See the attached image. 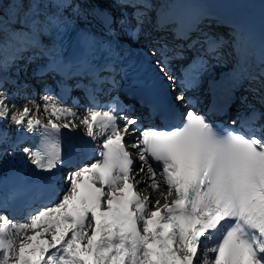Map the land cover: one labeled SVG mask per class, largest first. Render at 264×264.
I'll return each mask as SVG.
<instances>
[{
	"label": "snow or ice",
	"instance_id": "1",
	"mask_svg": "<svg viewBox=\"0 0 264 264\" xmlns=\"http://www.w3.org/2000/svg\"><path fill=\"white\" fill-rule=\"evenodd\" d=\"M116 3L121 18L105 16L106 25L111 30L118 24L138 39L151 0ZM67 8L77 15L85 10L73 0H0V25L27 27L26 39L49 59L36 75L56 71L62 76L61 101L72 90L69 79L88 78L74 85L84 90L88 101L80 114L57 101L49 85L43 87L41 105L29 97L30 85L0 74V144L16 147L28 134L36 141L21 149L34 165L33 175L0 198V209L7 210L19 198L28 208L21 220L15 213L10 217L0 212V264H264V124L259 123L264 119V70L247 77L245 89L261 108L241 96L240 104L248 111L229 125L208 119L196 110L193 97L185 98L196 83L193 72L180 81L175 97L187 106L179 124L164 123L174 117V105L163 100L148 102L145 118L130 116L131 106L111 96L119 85L114 65L121 53L110 52L114 59L97 66L89 53L66 63L56 41L50 48L41 46V34L58 41L63 37L70 24L63 16ZM127 8L132 9L130 16L123 15ZM92 10L104 14L98 5ZM176 37L189 41L188 47L201 45L197 73L223 55L222 39L210 32L181 26ZM82 40L90 42L86 35ZM182 48L170 46L164 37L153 41L155 69L170 82L175 81L171 63L183 58ZM16 58L0 59V73ZM8 84L16 90L9 92ZM100 95H109V101L102 103ZM18 97L34 108L28 103L17 107ZM41 107L47 123L37 116ZM157 119L161 126L144 122ZM13 126L15 139L9 132ZM80 126L84 132L77 138L88 162L61 177L59 169L71 164V148L67 154L62 148L63 130ZM61 181L66 187H58ZM37 201L39 206L32 207Z\"/></svg>",
	"mask_w": 264,
	"mask_h": 264
},
{
	"label": "bare ground",
	"instance_id": "2",
	"mask_svg": "<svg viewBox=\"0 0 264 264\" xmlns=\"http://www.w3.org/2000/svg\"><path fill=\"white\" fill-rule=\"evenodd\" d=\"M153 2H155V1L153 0ZM130 10H132V9L130 8ZM10 11H12L11 8H10ZM129 16H130V14H129ZM132 21H133V20H132ZM10 27H11V29H12L13 31L15 30V27H18V28L20 29V31L23 33L22 35H18V36H17L18 39H20L21 37L24 36V34H27V33L30 31L27 27H24V28L21 29V26H20L18 23H16V22H13L12 24H11V23H10V24H7V28L10 29ZM145 28L147 29V33H148V35H149V39L147 40V42H151L152 40L154 41V39H156L157 37H164L165 39H168V40H169L168 43H169L170 46H171L172 44H175V43L172 41V34H170V33H169L167 30H165V29H158V28H156V24L153 23V21H152V17H151V16H150V19L147 20ZM124 33H125V36L128 37L129 39H131L133 43L138 44V45L146 44V43H140V42H139V41H140V37H139L138 39H134V38H133L132 36H130L125 30H124ZM210 33H212V34H214L215 36L219 37L220 34H221V31H220V30L212 29V30L210 31ZM196 35H200V33L197 32ZM188 44H189V41H183V45H182V46H183V48L186 47V49H183V50H182L183 53H186L187 51H188V52H191V50L193 49V47H188V46H187ZM227 48H228L227 43L224 42V43H223V48H222V53L225 52V50H226ZM23 50H24V52L27 53L28 55H29V54H33V55H34V54H37V53H38L37 49L34 48V47H32L31 43H30V44H26L25 42H23ZM176 60H177V59L173 60L172 63L175 61L176 64H178V61H176ZM223 60L229 61V57H228V55H225V54H224V55H222L219 59H216V62L214 63V65H211V66H210V67H211V73H213L214 71L218 73L217 68H220V69L223 68V65H222ZM210 61H211V60H210ZM217 61H219V62H217ZM233 62H234V61H233ZM24 68H26V66H25ZM19 69H21V67H17V70H19ZM28 71H29V69H28ZM243 87H244V85L242 86V88H243ZM27 90L29 91V93H33V90H32L31 88H28ZM247 96H248V99L255 100V99H253V95H252V93H249V92H248ZM29 97H30L31 99H34V100L36 101V103H39V104H41V105L43 104V101L40 100L37 96L29 95ZM53 97L55 98L54 95H53ZM55 99H56V98H55ZM22 100H23L22 97H18V98L16 99L17 107L22 108V106H23V102H22ZM56 100H57V99H56ZM57 101H58V100H57ZM239 102H240V100H238L236 104L238 105ZM255 102H256V100H255ZM237 105H233V109H234L235 107H237ZM28 106H29L30 108H34V105H33L32 103H28ZM12 111H15V109H12ZM37 115H40V116H43V115H44V111H43V108H42V107H41L40 112L37 113ZM12 159H13V157H8V158H7V161H8V160H12ZM13 160H15V159H13ZM3 162H4V161H3ZM150 192H151V190L149 189V192H148V193H144V194H149Z\"/></svg>",
	"mask_w": 264,
	"mask_h": 264
},
{
	"label": "rangeland",
	"instance_id": "3",
	"mask_svg": "<svg viewBox=\"0 0 264 264\" xmlns=\"http://www.w3.org/2000/svg\"><path fill=\"white\" fill-rule=\"evenodd\" d=\"M5 3H7V0H5ZM7 9H10V8H7ZM6 10V9H5ZM11 13V12H10ZM0 19H3L2 17H0ZM5 27H7V24H5ZM11 31H12V29H11ZM13 49V48H12ZM12 49H10V51H9V54H16L17 52H13V51H11ZM223 54H225V55H228V57H229V59L231 58L229 55H231V50H230V46L228 45V48L225 50V52H223ZM230 60H233V58L232 59H230ZM16 61H18V59L16 60L15 59V62ZM14 62V61H13ZM223 65V67H226L224 64H222ZM17 67H19V66H17V64L15 63H11V65L6 69L7 71H8V73L10 74H13V72H10V70H12V69H17ZM28 69H29V67H28ZM27 69V70H28ZM219 69L220 68H217V71H219ZM31 72V71H30ZM25 73H29V71H24V73L23 74H25ZM6 87H7V89H8V91L9 92H13V91H15L16 89H15V87L13 86V85H10V84H8V85H6ZM41 96H42V94L41 95H39V99L41 100ZM22 102H23V105L25 104V103H28L26 100H22ZM40 119H42V120H44V121H47L48 120V117H47V115L44 113V115L43 116H40V115H37ZM63 122H66V121H63Z\"/></svg>",
	"mask_w": 264,
	"mask_h": 264
},
{
	"label": "trees",
	"instance_id": "4",
	"mask_svg": "<svg viewBox=\"0 0 264 264\" xmlns=\"http://www.w3.org/2000/svg\"><path fill=\"white\" fill-rule=\"evenodd\" d=\"M7 31H5L3 25H0V43L3 41H6V35H7ZM5 57H9V53H4V50L2 48H0V59H3Z\"/></svg>",
	"mask_w": 264,
	"mask_h": 264
}]
</instances>
